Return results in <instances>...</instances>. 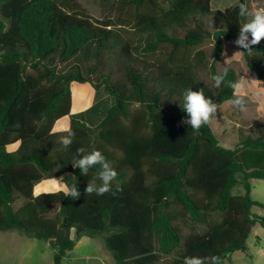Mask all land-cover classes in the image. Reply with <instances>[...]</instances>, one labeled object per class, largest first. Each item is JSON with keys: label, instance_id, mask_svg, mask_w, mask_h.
<instances>
[{"label": "trees", "instance_id": "16d2710c", "mask_svg": "<svg viewBox=\"0 0 264 264\" xmlns=\"http://www.w3.org/2000/svg\"><path fill=\"white\" fill-rule=\"evenodd\" d=\"M80 1L0 0V231L50 241L54 264L73 249L72 229L103 235L116 264H222L246 251L264 227L251 195L264 179V122L227 148L202 103L245 104L237 71L216 65L238 39L264 85L259 16L247 0L216 10L212 0H104L134 11L125 28ZM80 83L112 103L54 130L72 100L87 101ZM64 173L66 189L34 193Z\"/></svg>", "mask_w": 264, "mask_h": 264}, {"label": "rangeland", "instance_id": "374dc122", "mask_svg": "<svg viewBox=\"0 0 264 264\" xmlns=\"http://www.w3.org/2000/svg\"><path fill=\"white\" fill-rule=\"evenodd\" d=\"M238 2L239 0H212L211 7L213 10L225 9ZM80 5L91 16L99 19H112L113 23L116 25L121 24L125 28H129L134 21L133 10L127 9L126 11H120L111 3L105 2L104 0H81ZM247 5L249 11L248 16L257 15L262 22L261 27L255 33L256 39L264 37V0H247ZM205 21L208 23L211 30L219 26L213 16H206ZM204 49L208 59L211 61L214 57L212 43L209 42ZM216 65L218 70L234 68L237 71L239 78L236 90H240L245 104L239 106L235 101L228 100L218 105H212L204 101L202 103V109L220 145L227 148H234L239 142L240 130L254 134L261 133L258 128L261 123L260 119L264 116V111H259L258 109L260 106L264 108V85L258 79L257 75L251 72L247 67L242 41L240 40L226 45L224 55ZM201 76L206 80L208 78V74L205 72H201ZM78 83L79 82H73L71 89ZM80 84H87L90 86V91L85 89L82 90V92L88 91L84 94L87 101L75 100L73 103L72 100L73 110L71 108V113L69 115L56 122L54 130L64 131L68 129L70 118L73 114L85 111L96 103L103 109H106L112 103L111 96L105 91L101 90L99 93H96V90L90 83ZM79 97V99H82L83 96L80 95ZM17 147L18 144H14L10 145L8 149L13 151L17 149ZM66 175L68 174L64 173L39 182L35 185V194L37 195L44 191L66 189L63 180ZM251 182L252 198L264 202V179H252ZM233 192L242 193L244 189L241 184H237L233 188ZM253 212L264 215V208L256 206L253 208ZM23 235L24 234L16 229L0 231V245H18L25 248L31 244L30 241H32V239L31 237L29 238V236L26 237V235ZM72 235L75 239V245L72 250L68 251L62 264H116L112 252L105 244L103 235H91L78 229H72ZM17 241L18 244H16ZM35 243L37 245L47 244V241L45 239H36ZM247 244L248 248L246 251L236 250L230 253L229 258H226L222 264H264V227L260 224L255 225ZM21 249L17 250V253H19ZM23 250L24 249H22V251ZM30 255L34 256L32 253H30ZM4 256L6 255L4 254ZM1 257H3L2 254H0V259ZM9 262L10 264H16L15 259ZM47 262V258H44V263L47 264Z\"/></svg>", "mask_w": 264, "mask_h": 264}, {"label": "crops", "instance_id": "0c3cea01", "mask_svg": "<svg viewBox=\"0 0 264 264\" xmlns=\"http://www.w3.org/2000/svg\"><path fill=\"white\" fill-rule=\"evenodd\" d=\"M211 3H212V1H211ZM238 40L242 41V39H238ZM226 45H225V48H226ZM224 52H225V50H224ZM236 87H237V85H236ZM235 92H236V94L241 95V92L239 89L235 90ZM258 110L264 111V108L260 106V108ZM260 121H261V123L264 122V116H262V119H260ZM34 193H35V188H34ZM252 211H253V209H252ZM31 239H32V241H30L31 244L25 248H22L21 246H18V245L17 246H15V245H11V246L0 245V254L3 255V257H1V259H0V264H10L9 261L14 260V259L16 260V264H45L44 258L45 259L47 258V260H48L47 264H54V249H53L50 241L46 240L47 244L37 245L35 243L37 238L31 237ZM40 240H44V239H40ZM16 244H18V241ZM21 248L24 250L22 251ZM19 249H21V251H19V253H17L18 252L17 250H19ZM30 253L34 254V256L30 255ZM4 254L6 256H4ZM45 254H48V255H45Z\"/></svg>", "mask_w": 264, "mask_h": 264}]
</instances>
